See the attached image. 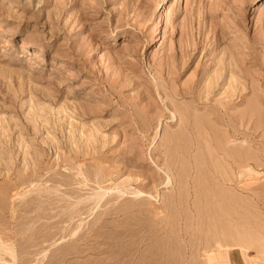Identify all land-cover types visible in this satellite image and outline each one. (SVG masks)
<instances>
[{"label": "rangeland", "instance_id": "rangeland-1", "mask_svg": "<svg viewBox=\"0 0 264 264\" xmlns=\"http://www.w3.org/2000/svg\"><path fill=\"white\" fill-rule=\"evenodd\" d=\"M221 248L264 264V0H0V264Z\"/></svg>", "mask_w": 264, "mask_h": 264}, {"label": "bare ground", "instance_id": "bare-ground-1", "mask_svg": "<svg viewBox=\"0 0 264 264\" xmlns=\"http://www.w3.org/2000/svg\"><path fill=\"white\" fill-rule=\"evenodd\" d=\"M234 74V73H233ZM160 170V169H159ZM166 183V182H165ZM131 192V191H130ZM124 193V192H123ZM134 193V191L132 192ZM135 193H138L137 191ZM140 194V193H139ZM103 195V194H102ZM101 195V196H102ZM98 196V195H97ZM132 196V195H131ZM137 196V195H136ZM96 197V196H95ZM100 197V195H99ZM103 197V196H102ZM101 197V198H102ZM220 246V245H219ZM221 247V246H220ZM234 252L227 250L225 248H221L218 249L217 252H215L214 254H212L208 260V264H231V254H233ZM238 253V252H237ZM239 254V253H238ZM240 258H241V254H239ZM242 261V259H241Z\"/></svg>", "mask_w": 264, "mask_h": 264}]
</instances>
